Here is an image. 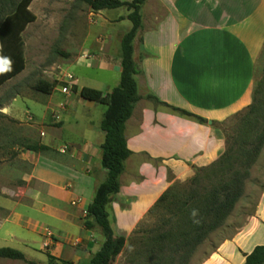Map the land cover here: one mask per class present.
<instances>
[{"label": "crops", "instance_id": "0c3cea01", "mask_svg": "<svg viewBox=\"0 0 264 264\" xmlns=\"http://www.w3.org/2000/svg\"><path fill=\"white\" fill-rule=\"evenodd\" d=\"M99 13L111 30L105 41L100 40L95 55L79 60L109 76L102 88L80 87L76 80L78 85L66 93L64 86L34 98L15 93L3 98L0 105V115L6 120L32 131L39 129L38 141L49 151L60 140L70 147L67 156H59L61 163L49 158L44 162L41 154L20 149L16 159L26 170L18 178L21 185L7 194L16 199L0 197V227L12 223L29 234L20 239L28 253L18 250L28 262L41 263L31 257L34 254L47 260L49 234H61L71 243L75 240L79 252L90 248L97 253L102 246L88 240L97 230L84 228L85 212L107 177L101 164L105 133L100 126L110 94L120 84V44L132 23L127 20L128 10L116 17ZM141 14L143 26L134 42V61L141 71L135 76L140 99L125 129L132 155L110 209L116 235L126 238L174 184L187 181L196 169L212 165L223 155L225 137L213 124L252 105L264 50V0H147ZM128 22L127 31L121 30ZM16 70V53L13 63L6 66L0 50V83ZM24 71L0 85V92ZM83 88L103 92L106 100H84L80 96ZM149 96L208 122L201 124L156 104ZM26 140L34 142V135ZM0 190L6 195L5 186ZM76 200L80 202L73 206ZM20 208L30 209L32 214L20 212ZM34 211L57 227L35 218ZM258 246H264V189L255 215L204 264H245L246 256Z\"/></svg>", "mask_w": 264, "mask_h": 264}, {"label": "rangeland", "instance_id": "374dc122", "mask_svg": "<svg viewBox=\"0 0 264 264\" xmlns=\"http://www.w3.org/2000/svg\"><path fill=\"white\" fill-rule=\"evenodd\" d=\"M20 1L0 0V22ZM29 10L35 20L27 25L22 34L25 71L14 84L7 87L6 91L0 92V105L3 98L9 99L15 96V93H19L22 97L34 98L39 95L34 88L40 82L54 83L56 88L69 86L68 75L78 80L80 87L102 88L103 82L108 80L109 76L97 68L88 67L87 62L79 60L86 54L89 57L95 55L98 46L100 47V40L105 41L111 30L100 13L94 12L78 0H33ZM103 12L107 16L116 17L127 14V9ZM126 24L121 30L127 31V27L131 26L130 22ZM263 67L264 56L257 68L256 77L259 76V79L262 74L264 75ZM261 80L263 85L259 95L258 112L244 123L242 120V123L240 122L243 116H235L227 122L228 135L237 139L232 147L235 157L232 167L229 168L230 173L215 174L212 171L196 169L192 178L174 184L173 192L170 193L167 201L158 208L151 209L127 238L126 247L115 264H204L223 242L232 239L240 228L245 227L248 219L255 215L264 189V144L256 161L249 167L243 163L246 162L245 152L240 153V150L251 152L256 138L264 131V77ZM243 113L244 111L239 115ZM222 133L225 137L226 151L227 138L223 131ZM31 134L34 135V142L31 144H39L38 136L41 135L39 129L34 128L32 131L0 115V187L5 186L7 189L6 195H3L0 190V197L16 199V197L10 198L7 194H10V190L16 185H21L18 178L26 167L16 157L22 149L21 146L29 143L26 138ZM44 141L47 140L44 139ZM69 152L70 147L60 140L52 151L39 154L43 156L44 162L49 158L61 163L62 159L59 156H67ZM236 173L240 175H235ZM196 176H198L197 183L190 184ZM234 177L241 178L244 190L230 216L219 229L208 235L202 245L194 250L190 246L185 247L182 236L188 234L191 238L194 235L193 223L197 217L198 207H201L200 196H208L218 186L229 182L230 178ZM6 204L13 208L10 206L13 203L8 200ZM19 210L28 215L32 214L30 209L20 208ZM34 217H38L50 227H57L50 218L37 214L35 211ZM96 230L88 240L93 241L92 244L102 245L105 241L104 235L100 229ZM9 232L14 236H10ZM22 237H29L27 231H23L12 223L4 224L0 227V248H12L28 253L26 247L20 242ZM49 237L50 244L45 246L48 261L41 254L32 255L34 260L49 263L48 256H51L57 262L71 261L88 264L95 254V250L90 248L86 252H79V243L75 240L71 243L61 234H49ZM56 248L60 250L57 251ZM0 264L28 263L3 259L0 260Z\"/></svg>", "mask_w": 264, "mask_h": 264}, {"label": "trees", "instance_id": "16d2710c", "mask_svg": "<svg viewBox=\"0 0 264 264\" xmlns=\"http://www.w3.org/2000/svg\"><path fill=\"white\" fill-rule=\"evenodd\" d=\"M80 3L86 5L94 12H101L105 10H116L125 8L130 14L127 20L132 23V29L123 36L120 44V58H121V80L120 84L115 87L109 97V106L101 123V130L105 133V141L101 146L102 149V167L107 171L106 180L99 185L96 190L93 202L89 205L86 211V218L84 221V228L86 230L100 229L104 235L105 241L100 250L95 253L89 260L88 264H115L118 257L123 253L127 238L116 235L113 229L114 219L111 218L110 209L112 199L120 192V177L125 171V163L131 157L132 152L129 150L125 138L126 123L133 115L136 103L140 97L138 95V86L135 76L141 71L134 61V42L143 26L142 8L147 0H78ZM33 0H21L14 6L11 13L6 15L0 22V50L5 54V65L9 66L14 61V54L16 53L17 70L10 74L0 85L11 77L17 75L25 70L26 61L24 54V42L22 34L27 25L35 20L32 16L29 7ZM62 54V52H60ZM64 55V54H63ZM66 56V55H65ZM264 56V50L260 57V63ZM264 70V67H263ZM262 70V73H263ZM264 75H261V79ZM256 77V85L254 89L253 103L246 108L242 115L241 112L235 114L231 118L243 116L240 122L244 123L249 120L253 114L257 113L259 107V95L261 93L263 82ZM56 88L55 84L47 82H40L35 86V91L38 93L49 95ZM77 87L74 89L76 90ZM80 96L88 102L103 103L106 98L104 93L90 88H83L80 91ZM156 104L163 105L172 109L179 114L194 118L201 124H207V120L190 114L187 111L171 107L153 96H149ZM264 108V107H263ZM242 111V112H243ZM229 120V119H228ZM227 121L214 122V126L221 129L227 138V148L223 155L212 165L205 168H198L200 171H212L215 174H229V168L233 165L235 155L232 153V147L236 143V138L229 136L226 130ZM14 122V121H12ZM241 122V123H242ZM246 144V143H245ZM264 144V131L259 134L255 140L254 148L251 152L240 150V153L245 155V165L249 167L254 163L258 157V153ZM21 148L25 151L34 153H43L50 150L49 147L42 144L26 143ZM244 149V148H242ZM223 170V171H221ZM228 170V171H226ZM228 172V173H227ZM236 173L235 175H237ZM240 174H238L239 176ZM226 182L218 186L208 196H200L201 207H198L197 217L194 220V235L190 238L188 234L182 236L184 238L183 245L194 250L196 247L202 245L207 239L208 235L219 229L227 218L232 213L235 205L242 197L244 184L240 177L230 178ZM198 176H196L190 184H196ZM173 187V186H172ZM172 187L159 199L153 207L158 208L165 203L173 192ZM152 208V210H154ZM150 212V211H149ZM152 212V211H151ZM48 264H79L71 261L57 262L53 257L48 256ZM22 261L28 264L24 254L12 248H0V260ZM245 264H264V246H258L254 251L246 256Z\"/></svg>", "mask_w": 264, "mask_h": 264}, {"label": "built area", "instance_id": "2783aa9c", "mask_svg": "<svg viewBox=\"0 0 264 264\" xmlns=\"http://www.w3.org/2000/svg\"><path fill=\"white\" fill-rule=\"evenodd\" d=\"M84 57H85V59H89L90 58L89 55H87V54ZM67 78H68L67 82H68L69 86H64L63 87V92H65V93L68 92L69 90H71L76 85V80H74L72 75H68ZM79 202H80V200H76V201H74L72 203V205L76 206V205H78Z\"/></svg>", "mask_w": 264, "mask_h": 264}]
</instances>
